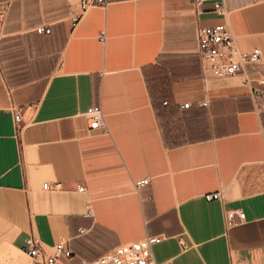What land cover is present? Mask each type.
Masks as SVG:
<instances>
[{"label":"crops","instance_id":"1","mask_svg":"<svg viewBox=\"0 0 264 264\" xmlns=\"http://www.w3.org/2000/svg\"><path fill=\"white\" fill-rule=\"evenodd\" d=\"M0 4V264H32L30 234L65 240L71 264L148 235L160 263L264 264V98L203 69L196 28L223 22L212 1L109 0L75 27L67 0ZM227 6L240 48L264 58V0ZM98 105L109 132L90 128Z\"/></svg>","mask_w":264,"mask_h":264},{"label":"built area","instance_id":"2","mask_svg":"<svg viewBox=\"0 0 264 264\" xmlns=\"http://www.w3.org/2000/svg\"><path fill=\"white\" fill-rule=\"evenodd\" d=\"M74 12L71 15L72 26L75 27L87 11L94 6H106L109 0H67ZM193 5L196 14L203 12L204 5L212 1L215 11L223 17V22L209 25L198 26L195 32L197 41V54L202 63L203 69L213 76L224 78L242 75L244 77L243 84L250 90V94L255 99L264 98V77L258 79L248 70L250 64H259L264 62L262 50L255 47L249 51H243L238 43L237 36L233 33L230 25V11L227 6V0H189ZM0 4V39L3 36L4 20L7 15V8ZM35 31L42 34L51 33L50 25H39ZM101 39L104 41L105 36ZM167 103V101L165 102ZM190 103L182 105L188 108ZM17 131H20V124L23 121L21 110L12 106ZM91 119V129H103L109 132L105 115L100 105L92 107L85 114ZM150 177H145L135 181L137 190L148 186ZM44 189L54 187L60 188L59 183L53 186L44 184ZM79 190H86L79 187ZM219 193L208 194L207 198L213 200L219 197ZM91 210L86 216H91ZM235 212L230 213V216ZM81 230V232H83ZM161 238L155 235H148L142 239L116 246L112 250L102 254L95 260H86L81 258L80 264H172L170 261L158 262L155 259L153 246L159 242ZM184 248H187L185 240H181ZM32 260V264H71L75 254L67 245L65 240H60L52 246L44 245L34 234H30L26 239L22 248Z\"/></svg>","mask_w":264,"mask_h":264},{"label":"rangeland","instance_id":"3","mask_svg":"<svg viewBox=\"0 0 264 264\" xmlns=\"http://www.w3.org/2000/svg\"><path fill=\"white\" fill-rule=\"evenodd\" d=\"M160 84V83H159ZM155 86H157V83H155ZM161 93H162V91H161ZM157 95H158V91H157ZM161 96L163 97V95L161 94ZM158 97H159V95H158Z\"/></svg>","mask_w":264,"mask_h":264}]
</instances>
